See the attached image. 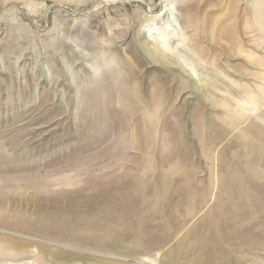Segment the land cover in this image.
Segmentation results:
<instances>
[{
  "label": "rangeland",
  "instance_id": "374dc122",
  "mask_svg": "<svg viewBox=\"0 0 264 264\" xmlns=\"http://www.w3.org/2000/svg\"><path fill=\"white\" fill-rule=\"evenodd\" d=\"M229 2L0 0V264H264V0L215 44ZM106 84L165 89L124 131L153 122L150 153L94 138Z\"/></svg>",
  "mask_w": 264,
  "mask_h": 264
},
{
  "label": "bare ground",
  "instance_id": "6f19581e",
  "mask_svg": "<svg viewBox=\"0 0 264 264\" xmlns=\"http://www.w3.org/2000/svg\"><path fill=\"white\" fill-rule=\"evenodd\" d=\"M14 1L20 2L21 0H14ZM231 1L232 0H230L228 6L226 5L227 7L224 9L220 18H218L217 21L211 27L210 40L215 44H219L218 43L219 40L222 39L221 29H220V25L222 21L227 20L229 23L223 28L225 32H231L233 36V34L237 32V30L239 31V26H237V20H236L237 16L233 17L232 15L229 14V8H230ZM258 5L259 4H257L256 6ZM250 15L253 16V9L251 8V6L250 8L245 10V16L249 17ZM245 16H244V19H246ZM155 18H157V16ZM162 35H163V39H161V41H157L158 50L162 52L161 53L162 55H157L152 49L149 48V44L151 43V40L146 36L143 37L142 48L144 50V53L147 55L148 59L150 60V63H153L155 65H160V66H167L164 58L160 59L159 57H165V55H163L165 54V50L163 49L162 44L166 45L165 40L168 38L169 33H167L164 29L162 32ZM225 41H226L225 42L226 46L229 48L227 50L230 53H232L233 48H235L236 45L239 46L241 42L240 39L238 38L233 39L231 37ZM224 50H226V47H224ZM166 55L168 54L166 53ZM116 88L117 87L114 88L113 86L106 84V85H102L101 87H98L95 89L93 88L92 90H90L89 103L86 101L88 105V111H87L88 114L85 112L84 113L88 115V119L90 121L93 120L94 122H96L95 127L97 128L98 134L94 138L96 139L97 142L98 141L105 142L107 141L108 138L113 137L115 132L118 131L119 135L115 139L116 144H119V145L129 144L133 147V149L142 150V152L144 153H150V145L151 143L155 142L153 135H152V131H153L152 129L154 128L153 122L151 123V125H145L144 127H140L137 123L133 124L131 128L130 136H126L124 131L127 129L128 126H130V122L133 121L134 116L137 113H139L141 110H145V109L148 110L153 105L159 104V101H161L160 106L162 105L164 106V103L166 104L168 100L166 99L167 95H166L165 89L161 88L160 90H156L151 95V98L143 99L142 97L137 95V93L135 92V89L132 87L131 88L126 87L127 89L125 88L116 89ZM120 88H122V86ZM193 90L195 94H198V96L203 98V93L206 91V88L205 86L194 83ZM88 96H89V93L87 97ZM168 105L169 104L167 103V106ZM137 122H140L139 119L137 120ZM182 122L183 120L181 121V123ZM179 126H180L179 127L180 129H183L182 124L181 125L179 124ZM179 137L182 139L181 140L179 138L180 141H182L183 143L185 142V144L187 145L186 143L187 140L185 139L182 133L180 134ZM90 254L99 255L101 257L114 259V260L127 261L128 263L130 262L132 264H161V262L158 261L154 257L155 255L134 258V259H125L124 256L118 257L117 255H113V253L91 252ZM64 261L68 262L70 261V258L65 257ZM76 261L78 262L79 260H76Z\"/></svg>",
  "mask_w": 264,
  "mask_h": 264
}]
</instances>
